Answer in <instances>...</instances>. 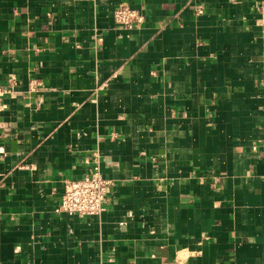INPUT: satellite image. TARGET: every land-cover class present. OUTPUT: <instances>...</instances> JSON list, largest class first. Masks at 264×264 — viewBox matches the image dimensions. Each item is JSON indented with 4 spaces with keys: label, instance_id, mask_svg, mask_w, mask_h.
I'll return each mask as SVG.
<instances>
[{
    "label": "crops",
    "instance_id": "0c3cea01",
    "mask_svg": "<svg viewBox=\"0 0 264 264\" xmlns=\"http://www.w3.org/2000/svg\"><path fill=\"white\" fill-rule=\"evenodd\" d=\"M10 78L0 264H264V0H0ZM96 156L105 211L57 215Z\"/></svg>",
    "mask_w": 264,
    "mask_h": 264
},
{
    "label": "built area",
    "instance_id": "2783aa9c",
    "mask_svg": "<svg viewBox=\"0 0 264 264\" xmlns=\"http://www.w3.org/2000/svg\"><path fill=\"white\" fill-rule=\"evenodd\" d=\"M114 19L118 26L126 30L140 28L146 22L145 14L128 4H121L115 10ZM16 87L17 82L12 78L0 86V115L7 107L4 99L14 97L17 94ZM91 164L90 173L83 178L65 181L64 195L55 210L57 215L100 216L103 214L112 181L103 176L97 156L93 158Z\"/></svg>",
    "mask_w": 264,
    "mask_h": 264
}]
</instances>
